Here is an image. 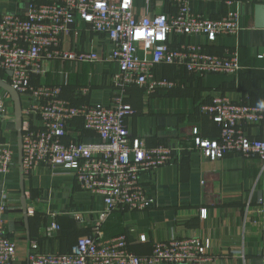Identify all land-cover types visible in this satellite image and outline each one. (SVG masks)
I'll use <instances>...</instances> for the list:
<instances>
[{
	"label": "built area",
	"instance_id": "built-area-1",
	"mask_svg": "<svg viewBox=\"0 0 264 264\" xmlns=\"http://www.w3.org/2000/svg\"><path fill=\"white\" fill-rule=\"evenodd\" d=\"M137 1H34L24 14L0 16V78L21 96L29 97L25 109L29 121L23 125L22 135L25 174L39 165L52 171L65 168L75 174L81 189L101 195L105 204L91 232L80 237L69 251H41L36 242L29 264H212L209 244L197 236H174L155 242L149 253L138 254L131 250L125 233L106 237L103 230L104 221L113 212L149 209L151 200L140 180L141 173L154 172L175 159L169 145L148 147L143 139L129 134L127 119L135 114L128 102L130 89L143 87L153 94L176 86L175 81L157 75L161 65L183 67L198 76L235 74L242 68L237 53H216L184 38L203 35L214 43L221 37L236 35L240 28L236 10L207 17L192 12L187 0H175V12L151 13L152 0H145L147 12L140 14ZM78 20L90 31L110 38L113 48L105 58L94 51L62 47L64 38L75 32ZM101 60L118 65L112 78L114 95L110 105L74 103L64 97L60 83L43 81L46 63ZM8 71H12L11 76ZM82 90L87 93L88 87ZM7 101L12 99L0 87V116L5 114ZM199 111L219 127L215 137L201 136L198 128H193L195 147L204 157L216 160L236 153L259 159L255 189L260 198L254 209L264 217V139L253 137L246 130L250 124L264 122V105L219 95L201 103ZM77 126L81 129L72 135ZM89 134L96 136L97 141H86ZM14 155L8 143H0L1 174L10 173ZM252 206L247 203L246 211H253ZM9 208L4 193L0 201V264L17 261L16 244L4 228ZM201 213L202 218L207 217L206 209ZM77 219L83 221L81 216ZM59 229L61 226L54 219L45 235ZM140 241L146 242L147 235H141Z\"/></svg>",
	"mask_w": 264,
	"mask_h": 264
},
{
	"label": "crops",
	"instance_id": "crops-1",
	"mask_svg": "<svg viewBox=\"0 0 264 264\" xmlns=\"http://www.w3.org/2000/svg\"><path fill=\"white\" fill-rule=\"evenodd\" d=\"M27 1L0 0V16L24 14ZM187 1L192 12L207 17H217L229 9L238 12L240 28L236 35L221 37L214 43L203 35L184 38L216 53L225 50L237 53L242 68L235 74L198 76L183 67L161 65L157 75L175 81L176 86L153 94L143 87L130 89L128 102L135 114L127 119L129 134L143 139L148 147L169 145L175 159L154 172L141 173L140 180L151 200L149 209L113 212L104 221L103 230L109 237L125 233L131 250L138 254L149 253L155 242L174 236H197L209 244L212 264H262L264 217L254 209L260 198L255 189L259 159L236 153L208 159L195 147L192 130L197 127L204 137L218 135L219 127L199 111L200 104L214 96L264 105V27L258 26L257 9L264 5V0ZM175 3V0H152L150 12H175ZM145 5V0L137 1L138 13L147 12ZM74 31L64 38V49L94 51L105 58L113 48L107 35L90 31L81 20L76 22ZM45 67L47 74L43 81L60 83L68 100L78 104L112 103V78L118 71L117 63L56 61L46 63ZM83 87H88L87 93ZM21 97L25 124L29 121L25 112L29 97ZM5 107V114L0 116V143H8L15 155L10 173H0V201L6 193L10 205L4 228L16 244V264H29L36 242L41 251H69L80 237L91 232L105 204L101 195L81 189L72 171L61 167L52 171L39 165L30 174L24 172L27 205L29 211L33 210L25 221L13 103L7 101ZM35 122L38 126V121ZM77 127L72 135L81 129ZM246 130L251 136L264 139V122L250 124ZM85 140L97 141V137L89 134ZM249 202L254 210L247 212ZM202 209L207 210L206 218H202ZM54 213L57 215L53 216ZM79 216L83 221L77 219ZM54 219L61 229L47 236L45 232ZM143 234L147 235L146 242L140 241Z\"/></svg>",
	"mask_w": 264,
	"mask_h": 264
},
{
	"label": "water",
	"instance_id": "water-1",
	"mask_svg": "<svg viewBox=\"0 0 264 264\" xmlns=\"http://www.w3.org/2000/svg\"><path fill=\"white\" fill-rule=\"evenodd\" d=\"M30 2H31L30 0L26 2L27 7H29ZM257 9L259 11L258 26L264 27V5H259ZM8 74L11 76L12 71H8ZM0 87L9 93L13 102L15 125L18 134L17 144H18V156H19L20 174H21V192H22L21 202L23 206L25 221H28L30 211L28 209L27 200H26L24 169H23V140H22L23 125H24L23 101L20 93L15 88H13L10 83L2 80L1 78H0Z\"/></svg>",
	"mask_w": 264,
	"mask_h": 264
},
{
	"label": "trees",
	"instance_id": "trees-1",
	"mask_svg": "<svg viewBox=\"0 0 264 264\" xmlns=\"http://www.w3.org/2000/svg\"><path fill=\"white\" fill-rule=\"evenodd\" d=\"M35 1H37V2H41V1H39V0H35ZM46 1H47V0H46ZM212 98H213V97H212ZM212 98H211V99H212ZM77 104H78V103H77ZM200 105H201V104H200ZM119 234H122V233H118V234H116V235H114V236H117V235H119ZM114 236H111V237H114ZM106 237H109V236L106 235Z\"/></svg>",
	"mask_w": 264,
	"mask_h": 264
},
{
	"label": "clouds",
	"instance_id": "clouds-1",
	"mask_svg": "<svg viewBox=\"0 0 264 264\" xmlns=\"http://www.w3.org/2000/svg\"><path fill=\"white\" fill-rule=\"evenodd\" d=\"M137 35H143V33H137Z\"/></svg>",
	"mask_w": 264,
	"mask_h": 264
}]
</instances>
